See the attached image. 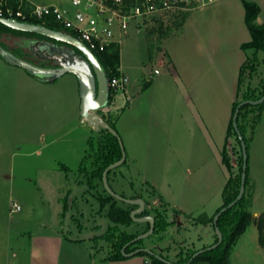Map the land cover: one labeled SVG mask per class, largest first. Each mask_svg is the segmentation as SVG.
<instances>
[{"label": "rangeland", "instance_id": "obj_1", "mask_svg": "<svg viewBox=\"0 0 264 264\" xmlns=\"http://www.w3.org/2000/svg\"><path fill=\"white\" fill-rule=\"evenodd\" d=\"M29 1L31 4L69 5V0ZM218 1L204 0L196 5L195 0H192L189 10L182 13L188 16L195 11L196 15L192 21L202 19L207 13L218 14L220 12L216 8ZM250 1L258 5L259 13L264 17V0ZM210 21H212L210 27H202L200 30L202 35L200 39H198L200 33L195 32L197 30L192 32L188 25L182 26L179 19L175 20L170 13L156 14L145 26L138 29L134 22L129 23L117 47L119 66L124 68L129 79L130 98L128 102L124 101L125 107L121 109L112 105L107 107L108 111L103 109L97 112L99 115L109 113L113 117L114 130L125 153L129 152L127 138L125 133L120 132L121 130L120 133L117 131L119 127L116 120L123 108L126 111L133 105L139 112L148 111L149 102L153 101L151 92L158 89L152 86L146 88L154 76L152 74L155 69L160 72L156 79L170 74L177 77V74L185 71L196 78L193 84L194 87L199 84V87L196 86L198 89L195 91L208 87L213 91L222 92L223 87L216 88V82L208 80V83L202 86L201 82L197 81L199 65L203 59L200 56L202 51L198 47L199 44L202 40L207 41L205 44H208L210 50L206 49L205 55L209 57V54L213 53L211 45L218 42L219 20L217 17L216 19L211 17ZM241 27L236 23L231 31L238 40L246 43L250 37L245 26ZM3 38L9 49L20 46L24 54L31 58L30 53L23 49L25 46L21 45L23 42L21 37ZM32 45L28 46V50L38 54L37 49L31 48ZM226 48L221 45L222 54H225L227 49L231 52L233 50V47ZM239 55L238 58L244 55L246 59L248 53L241 50ZM258 57L260 60L263 58L261 53ZM233 68H235L233 65L226 67V91H231L228 94H233L236 86L238 69L236 67L234 71ZM248 80L252 88H260L259 82L264 81V61H259L250 79L245 76L243 90ZM167 81L161 88L172 95L174 87ZM146 82L148 85L144 87ZM12 86H9L8 91H14L15 87ZM76 86V78L71 74H65L54 82L43 83L42 89L39 88L41 90L37 88V91H40L37 93L38 96L32 91H26L27 95L23 93L16 101L11 96L0 98V264H144V260L148 262V257L137 254L116 262L104 260L110 252V247L104 239L97 237L103 235L107 227L112 225L105 216L109 205H100V198L105 197L100 181L94 180L95 187L91 188L87 177L78 172L82 158L88 152V141L95 144L98 133L90 129L86 123H80L77 118L72 96ZM43 93L55 94L56 105L53 112L40 110L39 96H43ZM221 100L216 96L212 99L216 102ZM121 103L123 104V101L117 98V104ZM146 115L149 116L148 113ZM125 125L128 130L131 129L129 125ZM191 125L192 122L188 127L189 134L192 132ZM156 133L155 129L150 140L151 145L153 142L156 143L153 145L155 153L152 155L150 151L145 152L143 149L147 145L146 140L140 142L138 138L139 147L135 146V149L143 150L144 153L135 151L139 154L137 161L135 163L127 161L117 167L111 174L109 184L114 193L123 194L128 199L135 194L141 196L146 202L150 216L158 215L169 223L164 231L155 230L137 245L152 250L173 263L178 260L179 252L185 255L187 251L201 250L213 243L211 224H199L194 221L201 217L210 218L215 208L220 206V192L228 180L229 172L222 164L221 158L219 160L214 158L208 148L201 143L196 146L202 150L203 155L198 152V155L190 160L189 174L184 179L185 161L181 160L183 153L181 144L184 138L178 143L172 141L173 144H170V149L178 151L174 155L178 156L176 161L166 152L164 141L167 139L165 135L163 136L164 133L160 135ZM172 136L179 140L178 135ZM230 144L237 148L232 139ZM248 146L247 167L250 177L252 176L255 181V191L253 197L248 200L246 189L245 198L248 211L253 216L257 212L259 214L264 212V111ZM182 186L185 188V201H182L183 197L180 198ZM163 199L175 206L169 208ZM12 202L20 206L18 212L11 211ZM64 203L67 207L65 212L62 210ZM179 203L182 205H177ZM256 218L252 217V221ZM146 229V223L134 221L128 227H121V230L133 234H142ZM228 264H264V249L258 244L257 230L253 222L232 247L228 255Z\"/></svg>", "mask_w": 264, "mask_h": 264}, {"label": "trees", "instance_id": "obj_2", "mask_svg": "<svg viewBox=\"0 0 264 264\" xmlns=\"http://www.w3.org/2000/svg\"><path fill=\"white\" fill-rule=\"evenodd\" d=\"M125 1L129 5L135 2V0H125ZM239 1L241 2L244 10V24L249 33L250 40L246 43H243L240 47L242 51L248 53V55L246 56L245 61L243 62V64L240 66L239 69L238 81H237L238 100H236L232 104L231 117L235 107L239 102L244 100H256L260 98L262 95H264V81L259 82L260 88L258 87L252 88L248 80L244 90L242 89L245 76L247 75V78L250 79L252 77V74L255 73L259 61H264V21L261 23H257L256 21L260 10L256 3L248 0H239ZM30 7L31 4L27 1L19 2L18 0H0V10H1L0 14L2 17H8V15L5 13L6 9L11 10L13 13L12 15H14V13L17 11H20L23 14L24 18L22 19L20 17H16L15 19L17 21L40 25L52 30L64 32L61 28L56 26L49 19L42 21L34 17H30L29 16ZM182 12L183 11H178L172 14L173 18H175V20L179 19L180 23H182L187 16L185 13L183 14ZM180 23H178V25H180ZM4 36L21 37V39H23L21 45L23 46L28 45V43L32 41H35L46 44L47 43L54 44L56 46H60L61 48H71L73 49L75 54L78 55L77 56L78 58L81 57L78 51H76L74 48L64 43L56 42L52 39H49L47 37L38 34L16 31L0 23V46L8 50L13 55L22 59H24L26 56L24 52L21 50L22 47L16 46L12 49H9L6 46V44L2 41V37ZM23 49H25V47H23ZM260 53L263 56V58H261L262 60H260L258 57V54ZM94 55L96 56L98 62L103 68L105 76L108 80L111 79L112 77H117L120 75L119 54H118L117 45H111L106 51L101 53H94ZM0 59L3 60L1 56ZM25 72L28 73L27 71ZM28 74L42 83H50L56 80L55 79L52 81H45L44 79H41L36 75L30 73ZM147 85L148 82L145 83L144 87H146ZM262 111H264V102L257 106L244 105L240 108L238 112L237 127L245 142L247 153L249 147L248 144L252 140L255 126L260 120V115ZM100 115L106 121V123L110 125V127L115 129L114 119L111 115H109V113L107 114L101 113ZM249 116H251V119H249ZM231 117L226 128L225 140L221 151V162L229 172L228 180L221 191V205L210 218L201 217L195 219V221L193 220L195 223H199V224L209 223L213 227L212 221L214 215L221 208L226 207L231 201H233L238 193L239 185H240L241 167H242V154H241L240 142L231 124ZM97 133H98V138L96 139L95 144L92 141H88V152L82 158V161L78 167V172L82 173L85 177H87L88 185L91 188L95 187L94 180H99L102 186L101 176L104 169L108 165L117 162L121 158V149L118 145L116 137H114L105 130H100ZM231 139L233 140L234 144L237 145V148L235 145L230 144ZM232 157L235 158L233 159ZM125 162L126 161H124V163ZM86 164L88 166H86ZM115 169L107 173L106 178L109 187H110L109 180H111V174L114 172ZM247 173H248V167L246 170L245 191L243 197L231 208L225 210L217 219L216 226L219 228L222 234V240L220 244L216 248L210 251H205L193 259H191L192 255L198 250L187 251L185 255H182V252H179L177 255L179 257L178 260H176L172 264H198V263L228 264V255L232 247L236 243L237 239L246 231V229L250 226L252 222L255 224L257 230L258 244L261 248L264 249V212H262L254 221H252V216L248 211V205L245 198V192L248 183ZM103 192L105 193L104 194L105 197L100 198V205L101 206H104L105 204L109 205L105 216L112 225H109L106 229V232L97 238L104 239L109 244L110 247V252L106 257V259L104 260L116 262L125 258L121 252V249L123 248L124 245L127 244V247L123 251L125 254L131 253L134 250L141 248L140 246H138L140 245L139 244L140 240L131 243V241L139 234L128 233L125 230H121V227H128L133 224V221L130 218L129 214L133 209L136 208V206L126 205L114 199L113 197L108 195L104 189ZM119 195L126 198V196L123 194H119ZM129 198L137 199V198H141V196H137L135 194ZM66 209L67 207L66 204L64 203L62 210L65 212ZM145 215H149V213L146 208V202L144 201V211L141 215L136 217L145 216ZM153 218H154V231L155 230L164 231L166 227L169 225V223H167L163 217H159L157 215ZM146 225H147V229H146L147 231L149 225L148 224ZM213 236H214V241L211 245L217 242V236L214 232V227H213ZM204 248L205 247L201 249ZM137 255H144L148 257L147 260L149 264H166L163 261L154 257L153 255H148L144 252H139L137 253ZM159 256L162 257L161 255ZM163 259L167 260V258H163ZM145 262L146 261L144 260V264Z\"/></svg>", "mask_w": 264, "mask_h": 264}, {"label": "crops", "instance_id": "obj_3", "mask_svg": "<svg viewBox=\"0 0 264 264\" xmlns=\"http://www.w3.org/2000/svg\"><path fill=\"white\" fill-rule=\"evenodd\" d=\"M236 2L241 6L238 5ZM216 8L217 10H220L218 14L207 13L205 14V16L202 17V19L198 18L195 21L194 20L192 21V18H194V15L196 14L195 11H192L191 14L186 16V18L181 24L182 26L188 25L192 30V32L197 30L195 32L200 33L198 37V39H200L202 36L200 31L202 27L203 28L210 27L209 24L212 23V21H210L211 17H213V19L214 18L216 19V17L218 18L219 20L218 23L220 24L218 25L220 26L218 28L220 29V31L217 40L218 42L216 44L211 45L213 53L209 54V57L208 55H205V53H207L206 49L210 50L208 44H205L207 43L206 40L204 41L202 40L198 46L202 51L201 53L202 55L200 54V56L203 57V59H201L202 62H200L199 65V73L197 74V78H198L197 81L198 83L201 82L202 86L204 83L206 82L208 83V80L212 82H216V88L223 87L224 91L222 90L221 92L219 90L218 92H216L208 87H207L208 89L206 88L204 90L200 89L198 91H195L198 89L196 86L199 87V84H197L194 87L193 83L196 82V78L191 77L192 75H190L189 73H185V71H183L182 74H177V77L170 74L166 77L156 79V77L160 75V72L152 76V79L146 88H150L152 86V87H158V89L156 88L151 92V98L153 99V101L151 100V102H149L148 111L146 110L145 112L144 111L139 112L137 107L133 105L131 108L128 107L126 111H124L125 108H123L121 110L119 117L116 120L117 127H119V130L117 131L119 132L121 130L120 132L125 133V137L127 138L129 152L125 153L126 162L128 161L135 163L137 161L139 154H136L135 151H137V153L139 152L144 153L142 152L143 150L147 153L150 151L152 155L153 152L155 153L153 145L156 143L153 142V145H151V141H150L151 137H153L152 132H154L155 129L159 135L160 133H164L163 136L165 135V138L167 139V141L166 140L164 141L165 143L164 146L166 147L167 150L166 152L167 154L170 153L176 161L178 159V156L177 155L174 156V155L175 152L178 151H176V149L175 150L170 149L171 148L170 144H173L172 141L174 143L175 142L178 143L184 138L183 143L182 144L180 143L182 149L181 152H183L181 160L183 159L185 161V168L183 171L184 179H186L187 175L189 174L188 163L190 162V160L196 157V155H198V152H201L203 155L202 150H199L198 146L196 145H200L201 143L204 144L208 148L212 156H214V158L216 157L218 160L221 158V151L225 140L226 128L231 117L232 104L236 101L238 73L240 66L245 61L243 57L244 55H242L243 59L238 58L240 56L239 51L242 50L240 47L245 42H242L241 39L238 40V38L235 36V33L232 34L231 30L233 29L236 23L242 26L241 28H243L245 24H244V10L239 0H222V1L219 0L216 5ZM178 11H187V10H178ZM178 11L171 12L170 14L172 15L173 13ZM212 14H214V16H212ZM259 14L256 20L257 23H261L264 21V17H262L261 14L260 15ZM215 25L217 26V23ZM3 39L4 38L2 37V41ZM221 45L227 48L233 47L232 52L226 48L227 49L226 53L222 54V51L220 49ZM210 56L213 57L210 58ZM228 65H233L235 67L233 68L234 71H236V67L238 69L236 86L233 94H228L230 90H228V92L226 91L227 90L226 67ZM123 69L124 68H122V66L120 65L119 72L128 78V76L126 75ZM208 72L210 73L205 75V73ZM166 80L171 82L172 86L174 87V93L172 95L167 90L161 88L162 86L166 85V83L164 84ZM128 83H129V79H128ZM42 84H43L42 82L30 76L21 68L9 65L4 60L0 59V98L1 97L5 98V96H11L13 97V100L16 101L20 95H22L23 93L26 94L27 93L26 91L28 92L32 91L36 94V96H38L37 93L40 91H37V88L42 89L41 87ZM10 85H13L12 87H15L14 91L11 90L12 94H10L11 92L8 91ZM75 88L76 89L72 94L74 109L77 112V118H79V122L83 123V121L79 117V110H78V106H79L78 84ZM128 93H129V88L127 87V95L130 98ZM215 96L218 99H222L223 101L222 100L221 102L212 101V99H214ZM39 97L41 98L39 104H40V110L42 112H46L49 110L53 112L55 110V105H56V102L54 101L55 94L46 95L43 93V96H39ZM178 103L180 105H178ZM146 113H148L149 116H147ZM123 116H125L124 117L125 119L123 118ZM122 122L124 123L122 124ZM190 122H192L191 125L192 132L189 134L190 128L188 127H190ZM125 124L129 125L131 129L128 130ZM172 135H178L179 140L175 136L173 138ZM187 136L190 137L187 138ZM138 138H140V142L142 140H146L145 143L147 145L144 147L143 150L135 149V146L137 148L139 147ZM249 172L250 171L248 168V173H247L248 183L246 187V189L248 190V194H247L248 200H250L253 197L255 191L254 189L255 181L252 176L250 177ZM180 189H181L180 198L183 197L184 199H182V201H185L186 200L185 188L184 186H182ZM164 202L168 204L169 208L175 206L173 205V203L170 204L171 202H168L166 200H164ZM180 204L181 203L177 205ZM219 207L220 206L215 208V211ZM259 215H260L259 212H257L252 217L256 218Z\"/></svg>", "mask_w": 264, "mask_h": 264}, {"label": "water", "instance_id": "obj_4", "mask_svg": "<svg viewBox=\"0 0 264 264\" xmlns=\"http://www.w3.org/2000/svg\"><path fill=\"white\" fill-rule=\"evenodd\" d=\"M0 23L10 29L21 31V32H28V33H34L38 34L44 37H47L49 39H52L56 42L64 43L72 48H74L76 51L79 52L81 57H75V54H73L71 51H68L65 53V48L60 47H53L49 46L48 44L44 43H34L32 45L33 48H52L53 50L51 52H55L59 57H61L60 60V66L58 67H43L36 65L30 61H27L25 59L19 58L12 53H10L8 50L4 49L0 46V56L3 58V60L15 67L21 68L24 71H27L30 74L36 75L40 77L41 79H44L45 81H52L55 80L65 74H71L76 78L77 84H78V90H79V117L81 120L86 123V125L92 129L93 131H100L105 130L114 137H116L118 145L121 149V158L110 165H108L104 171L102 172L101 176V183L102 187L105 190V192L113 197L114 199L130 206H136L135 209H133L130 212V218L136 222V223H146L149 225L148 230L145 233L137 235L131 243H134L138 240L146 239L150 235H152L154 231V218L150 215L145 216H139L144 211V201L141 198L137 199H128L120 196L119 194L114 193L107 183V173L119 166H121L125 159L126 155L122 147V143L120 141V138L116 131L110 127L108 123L97 113L100 110H103L108 107V101H109V88L107 85L108 79L105 76V73L103 71V68L101 67L100 63L98 62L96 56L80 41H78L73 36L69 35L68 33L52 30L40 25L35 24H29L20 22L13 19H8L5 17L0 16ZM49 50V49H48ZM40 51V50H39ZM41 52V51H40ZM44 54V52H41ZM264 102V95H262L260 98L256 100H244L237 104V106L234 109V112L231 117V124L234 129V132L236 133V136L240 142L241 147V154H242V167H241V174H240V185L238 193L233 201H231L226 207L221 208L213 217V227L214 232L217 236V242L207 248L198 250L195 252L191 259L195 258L199 254L210 251L214 248H216L221 240H222V234L219 230V228L216 226V222L218 217L227 209L231 208L233 205H235L244 195L245 191V179H246V170H247V151L245 142L243 140V137L241 133L238 130L237 127V116L240 108L244 105H251V106H257ZM127 247V244L123 246L121 249V252L124 257H130L133 255H136L139 252H144L148 255H153L157 259L163 261L166 264H172L171 262L164 260L159 255L153 253L151 250L147 248H140L136 249L131 253L125 254L123 251Z\"/></svg>", "mask_w": 264, "mask_h": 264}, {"label": "built area", "instance_id": "obj_5", "mask_svg": "<svg viewBox=\"0 0 264 264\" xmlns=\"http://www.w3.org/2000/svg\"><path fill=\"white\" fill-rule=\"evenodd\" d=\"M19 2L29 0H18ZM204 0H195L196 4ZM211 1V0H208ZM192 0H135L127 4L125 0H69V5L31 4L29 16L38 20L49 19L65 33L83 43L93 54L106 51L111 45H117L128 29L129 23L141 28L156 14H169L178 10H189ZM1 13V10H0ZM8 19L24 18L20 11L12 15L5 10ZM1 16V14H0ZM2 17V16H1ZM158 74L157 70L153 75ZM109 88L108 107H124L128 102V78L121 74L107 81ZM117 98L123 104H117ZM105 110H109L108 108ZM11 211L18 212L20 206L11 203ZM145 264H149L147 261Z\"/></svg>", "mask_w": 264, "mask_h": 264}, {"label": "flooded vegetation", "instance_id": "obj_6", "mask_svg": "<svg viewBox=\"0 0 264 264\" xmlns=\"http://www.w3.org/2000/svg\"><path fill=\"white\" fill-rule=\"evenodd\" d=\"M34 43H40V42H35V41H32V42H30V43H28V45H26L25 46V50L27 51V52H29L30 53V55H31V58L30 57H28L27 55L25 56V60H27V61H30V62H32V63H34V64H36V65H39V66H43V67H58V66H60V60H61V57H59L55 52H51L53 49L51 48L50 49V47L49 48H42V47H40V48H36L35 47V49H37L38 50V54H33V53H31L29 50H28V46H30L31 44H34ZM42 44V43H41ZM44 44H46V43H44ZM49 46H53V47H55L56 45H54V44H50V43H47ZM56 47H60V46H56ZM61 48V47H60ZM49 49V50H48ZM44 52V54H42L41 52ZM65 53L66 52H68V51H71L73 54H75V52L73 51V49H71V48H65ZM55 56H58V57H55ZM77 54H75V57L77 58ZM55 57V58H54ZM59 60H58V59ZM56 60H58V61H56Z\"/></svg>", "mask_w": 264, "mask_h": 264}]
</instances>
